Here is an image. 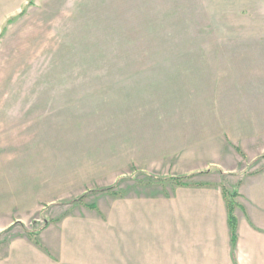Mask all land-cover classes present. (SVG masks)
Segmentation results:
<instances>
[{"label":"rangeland","instance_id":"1","mask_svg":"<svg viewBox=\"0 0 264 264\" xmlns=\"http://www.w3.org/2000/svg\"><path fill=\"white\" fill-rule=\"evenodd\" d=\"M3 11L0 207L30 229L50 201L112 192L157 135L192 132L196 80L249 66L261 46L250 41L264 36V0H27Z\"/></svg>","mask_w":264,"mask_h":264},{"label":"crops","instance_id":"2","mask_svg":"<svg viewBox=\"0 0 264 264\" xmlns=\"http://www.w3.org/2000/svg\"><path fill=\"white\" fill-rule=\"evenodd\" d=\"M9 1L3 12L27 2ZM250 42L259 59L196 80L193 131L154 137L162 142L132 156L114 192L50 201L36 229L0 207V264H264V36ZM223 187L238 193L235 247Z\"/></svg>","mask_w":264,"mask_h":264},{"label":"trees","instance_id":"3","mask_svg":"<svg viewBox=\"0 0 264 264\" xmlns=\"http://www.w3.org/2000/svg\"><path fill=\"white\" fill-rule=\"evenodd\" d=\"M191 176H187V177H183V178H172L173 181H180L182 182L183 180L186 179H190ZM181 185H185V183H181ZM223 191V196L225 198V201L227 203V209H228V223H229V227L231 230V239H232V243L233 246H236V242H237V229H238V225H237V221L236 218L234 216V212L235 209L238 207V203L236 202V198L238 197V193L236 191H231L228 190L226 187H223L222 189ZM105 192L111 193V189H106ZM82 200L79 199L77 200V202H80ZM90 208H94V207H90ZM47 225L43 226L42 228H45ZM39 232H34V233H29L28 236L31 238H35V236L38 235Z\"/></svg>","mask_w":264,"mask_h":264}]
</instances>
